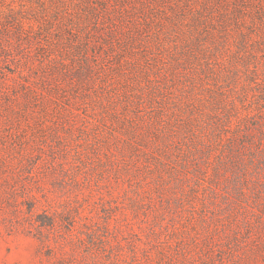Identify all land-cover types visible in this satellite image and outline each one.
<instances>
[{"label": "rangeland", "instance_id": "obj_1", "mask_svg": "<svg viewBox=\"0 0 264 264\" xmlns=\"http://www.w3.org/2000/svg\"><path fill=\"white\" fill-rule=\"evenodd\" d=\"M61 2L0 0V264H264V117L234 155L183 131L156 138L148 114L181 110L117 98L129 55L108 37L132 33L123 4L93 0L105 27L87 35L55 28V12L82 9Z\"/></svg>", "mask_w": 264, "mask_h": 264}, {"label": "trees", "instance_id": "obj_2", "mask_svg": "<svg viewBox=\"0 0 264 264\" xmlns=\"http://www.w3.org/2000/svg\"><path fill=\"white\" fill-rule=\"evenodd\" d=\"M77 1L82 3L80 12L71 14L64 9L54 13L55 28L64 30L70 22L89 35L92 27H105L100 15L103 7L95 6L93 0ZM117 1L123 4L122 12L126 11L122 14L129 16L132 32L126 30L122 39L113 32L108 37L109 44L111 39L117 40L129 55L122 63L120 59L116 62L117 84L122 88L116 86V94L117 98L123 96V107H179L180 113L171 110L169 117L161 108L148 114L152 121L147 125L156 138L183 131L189 133L183 137L188 145L191 138H207L214 139L216 148H224L222 154L223 150L238 152L237 141L261 129L256 120L264 117V72L259 74L261 62L256 54L259 47L264 51V0H135L139 5L132 13L124 6L132 0ZM61 3L65 2L56 0V11ZM45 15L37 18L42 26ZM24 29L20 24L19 33ZM258 79L259 85L249 86L248 82ZM209 82L217 88L204 100L200 94L211 90ZM172 89L187 96L176 103L170 97ZM166 91L169 93L163 95ZM248 91L255 92L249 95ZM183 107L201 110L186 115ZM238 107L258 108L241 115ZM160 144L164 152L169 150L165 143ZM250 156L253 161L254 151Z\"/></svg>", "mask_w": 264, "mask_h": 264}]
</instances>
